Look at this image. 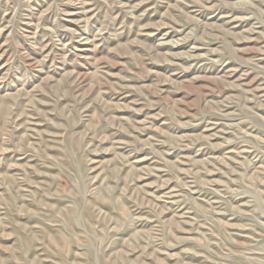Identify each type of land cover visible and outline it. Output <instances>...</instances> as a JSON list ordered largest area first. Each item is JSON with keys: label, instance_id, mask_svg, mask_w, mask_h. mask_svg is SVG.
<instances>
[{"label": "rangeland", "instance_id": "rangeland-1", "mask_svg": "<svg viewBox=\"0 0 264 264\" xmlns=\"http://www.w3.org/2000/svg\"><path fill=\"white\" fill-rule=\"evenodd\" d=\"M0 264H264V0H0Z\"/></svg>", "mask_w": 264, "mask_h": 264}]
</instances>
